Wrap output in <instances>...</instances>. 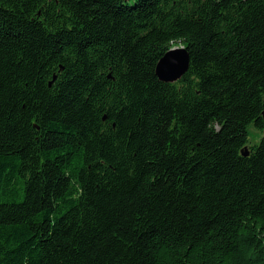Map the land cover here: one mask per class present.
Segmentation results:
<instances>
[{"label":"trees","instance_id":"trees-1","mask_svg":"<svg viewBox=\"0 0 264 264\" xmlns=\"http://www.w3.org/2000/svg\"><path fill=\"white\" fill-rule=\"evenodd\" d=\"M263 110L264 0H0V264H264Z\"/></svg>","mask_w":264,"mask_h":264},{"label":"water","instance_id":"water-1","mask_svg":"<svg viewBox=\"0 0 264 264\" xmlns=\"http://www.w3.org/2000/svg\"><path fill=\"white\" fill-rule=\"evenodd\" d=\"M188 62V55L184 47H171L157 61L155 73L160 80L172 82L184 74ZM262 116L264 117V110ZM243 154H246V152Z\"/></svg>","mask_w":264,"mask_h":264},{"label":"rangeland","instance_id":"rangeland-1","mask_svg":"<svg viewBox=\"0 0 264 264\" xmlns=\"http://www.w3.org/2000/svg\"><path fill=\"white\" fill-rule=\"evenodd\" d=\"M176 47H181V45L178 44V45H176ZM248 133H249V142H250V144L257 143L258 142L259 134L254 129V127L252 125L248 127Z\"/></svg>","mask_w":264,"mask_h":264}]
</instances>
